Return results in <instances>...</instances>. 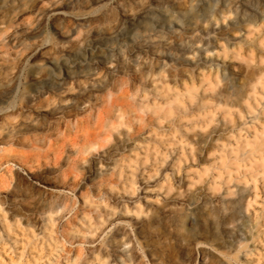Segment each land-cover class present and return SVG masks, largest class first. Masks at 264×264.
<instances>
[{"label": "rangeland", "instance_id": "rangeland-1", "mask_svg": "<svg viewBox=\"0 0 264 264\" xmlns=\"http://www.w3.org/2000/svg\"><path fill=\"white\" fill-rule=\"evenodd\" d=\"M0 264H264V0H0Z\"/></svg>", "mask_w": 264, "mask_h": 264}, {"label": "bare ground", "instance_id": "bare-ground-1", "mask_svg": "<svg viewBox=\"0 0 264 264\" xmlns=\"http://www.w3.org/2000/svg\"><path fill=\"white\" fill-rule=\"evenodd\" d=\"M137 51V50H136ZM209 57V62H211V64L213 65V67H216V69L219 67V56L216 54L215 56H213V55H210V56H208ZM189 62V61H188ZM52 65H53V67H55V68H57V70L59 71V74H63L64 76H66V77H72L73 75H79V74H75V73H72V72H68V71H63L61 68H59V67H56V65H58L57 64V60H55L54 59V61L52 62H50ZM107 68H110V66H106ZM90 73H87V75H89ZM85 75V74H84ZM84 75H82V76H84Z\"/></svg>", "mask_w": 264, "mask_h": 264}]
</instances>
